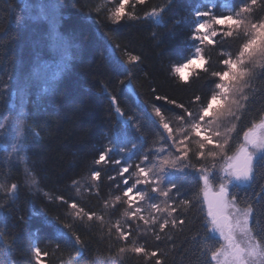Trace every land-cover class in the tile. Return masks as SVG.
Here are the masks:
<instances>
[{"label": "trees", "instance_id": "obj_1", "mask_svg": "<svg viewBox=\"0 0 264 264\" xmlns=\"http://www.w3.org/2000/svg\"><path fill=\"white\" fill-rule=\"evenodd\" d=\"M249 4L250 0H133L126 11L138 18L114 23L110 14L119 0H0V264H35V247L49 253L44 264H155L157 257L148 260L133 253L135 246L159 252L163 264H213L210 253L218 246L208 239L207 218L197 202L203 189L196 174L203 133L200 138L190 133L191 169L157 174L161 189L175 186L167 204L163 196H152L150 187L138 189L148 190L152 197L148 205L139 206L148 225L124 215L130 209L119 172L137 164L151 169L158 150L175 149L155 114L157 108L174 136L183 138L189 127L178 119L184 110L155 100L153 89L189 111L201 110L220 82L212 73L227 71L223 60H235L248 39L243 30L225 36L228 29L220 26V35L211 38L214 43L199 44L195 28L206 18L196 14L234 15ZM31 7L35 20L30 18ZM154 9L158 14L152 15ZM247 18L264 20V6L258 5ZM199 47V66L186 75L187 81L179 79L175 67L193 58ZM128 52L141 57L135 66L128 62ZM249 76L243 93L233 94L240 102L234 115L213 125V131L229 137V154L241 143L243 132L264 118V67L252 66ZM130 83L134 94L128 91ZM196 96L201 99L196 101ZM12 117L23 137L21 153L8 143L12 132L7 134L5 126L10 122L14 130ZM106 150L113 163L97 165ZM93 172L102 173L100 180L92 179ZM13 183L15 191L10 190ZM233 194L240 207H251L252 230L264 242V155L255 165L250 186L233 189ZM117 195L121 201L115 200ZM60 196L103 216V222L74 219L66 204L50 199ZM154 203L177 211L157 213L151 208ZM164 219L185 222H170L161 231ZM117 222L125 229L131 225L130 241L117 238ZM121 247L129 250L120 253Z\"/></svg>", "mask_w": 264, "mask_h": 264}, {"label": "snow or ice", "instance_id": "obj_2", "mask_svg": "<svg viewBox=\"0 0 264 264\" xmlns=\"http://www.w3.org/2000/svg\"><path fill=\"white\" fill-rule=\"evenodd\" d=\"M133 0H119V5L113 13H111L112 21L119 23L126 18L137 19L138 16L135 13H129L126 11L132 4ZM137 4H143L145 0H135ZM264 6L262 0H250L248 6L241 7L239 12L234 15H214L213 12H198L197 17H204L206 19L198 23L195 28L194 39L198 40L200 44L208 43L212 44L214 41L212 37L220 35L214 27V25L227 27L228 31L223 33L225 36L231 37L234 29L243 30L248 34V39L242 44L239 50V55L235 60L226 58L223 60V64L227 66V71L213 72L219 79V83L215 85L216 91L210 95L205 106L197 112L189 111L183 103L177 104L174 99H169L167 96L156 94V90L153 89V95L155 100L166 101L167 103L175 104L176 107L184 110V115L178 119L183 123H187L189 127L183 132L182 136H174L173 127L164 119V116L159 108L156 109L155 114L161 118L162 126L168 133V136L172 140V144L175 146L174 159L172 157H166L162 161V166L176 167L181 164H187L193 166L190 163V151L189 144L191 142L190 133H195L197 138L203 135V138L199 140L198 155L200 167L198 170L205 173L202 176V198L197 202L201 205L200 211L203 217H206L215 229L218 230V235L222 238V246L217 247L210 253V258L214 264H250V260H255L260 257H264V242L259 241L254 235H251V207L239 208L235 204V198L230 197L227 194L226 189L223 186L214 188L210 185L209 175L207 174L212 170L219 161H222L227 157L229 163L227 164L226 171H231L236 177H247L251 173V165L254 160V154L251 149L264 150V119H261L259 124L253 127H248L243 132V142L240 143L238 150L234 154H229V137L227 135H221L220 131H213L211 121L217 120L222 115L233 116L232 106L237 104V101L230 99V94L235 91L232 85L235 82H246L250 75V69L247 66L248 62H251L256 55L264 56V20L251 21L247 17L251 16L257 6ZM161 8L159 11H162ZM159 11L155 9L152 11V15L158 14ZM147 18V17H145ZM247 58V61H246ZM202 49L199 47L196 51V55L193 58L188 59L185 63L177 65L175 67V73L177 77L183 81L189 79L185 75V69H191L193 65L197 64L198 60H202ZM127 60L131 65H136L141 60V57L132 52L127 53ZM201 98L195 97L196 101ZM219 101V103H215ZM208 123V127H205V123ZM235 131V129H230ZM207 149V152L205 151ZM97 165H103L105 163H113L109 159V151L101 153L98 159L95 161ZM115 163H120L115 161ZM102 173L93 172L92 179L100 180ZM119 175L121 176L123 188V199L130 211H126L124 215L132 220L143 221L144 225L150 223L149 219L141 214L144 209L139 207V202L146 201V193L144 191H138L140 186L151 187L153 192H161L160 180L153 175V171L143 166V164L133 165L131 167L124 166L121 168ZM175 186L170 187L168 190L162 192L164 197V203L167 204L170 194ZM17 185L15 183L10 185V190L15 191ZM59 199L61 204H66L72 211V216L77 220L93 221L94 219L103 222V216H97L92 211H85L83 207H80L75 201L69 203L63 196L50 198ZM122 197L115 196L116 201H121ZM174 199H178L176 196ZM181 204H190V200H180ZM151 208L155 212L171 215L177 211L175 207L171 208L169 212L168 208H161V205L156 203L152 204ZM206 209V210H205ZM152 223H156L155 220H151ZM173 226L177 224L183 225V219H173L169 221L164 219L159 224L160 230L168 227L169 223ZM68 227L71 228V225ZM117 233V238L121 241L128 242L133 233L131 225L125 229L119 222L114 225ZM74 239L80 244H84L81 238L74 234ZM160 239L159 236L156 237ZM241 239L246 242L242 244ZM126 247L119 249L120 253L128 251ZM34 260L35 264H44L45 258L49 253L42 251L40 247H35ZM131 251L136 254L143 255L146 259L151 260L153 257H157L155 264H163V260L159 259L160 253L153 250L149 252L144 246H135L131 248Z\"/></svg>", "mask_w": 264, "mask_h": 264}, {"label": "rangeland", "instance_id": "obj_3", "mask_svg": "<svg viewBox=\"0 0 264 264\" xmlns=\"http://www.w3.org/2000/svg\"><path fill=\"white\" fill-rule=\"evenodd\" d=\"M31 13H32V16L30 18L35 20V18H33L35 16L33 14V13H35V10L32 7H31ZM217 30H220V26L216 27V31ZM235 30H240V29H235ZM199 44H200V42H199ZM246 61H247V58H246ZM199 64H200V60H198L197 64L193 65L191 69H185V75H189L190 73L194 72V70L196 69V66H199ZM248 64L251 66V67H249V69L252 68V66L253 67H255V66L264 67V56L256 55L251 62L247 63V65ZM250 77L251 76H249L248 78H250ZM248 78H247V81H248ZM247 81L245 83L237 81V82H235L234 85H232V87L236 90L230 94V99H234L237 101V104L232 106V111H235V108L237 107V105L240 104V102L237 100V98L236 99L234 98L233 94H234V92L243 93V91L246 87ZM228 117H229V115L225 114V115L220 116L219 119L211 121L212 130H214L213 129L214 124L217 125V123H219L221 125L222 124L221 122L225 121L226 120L225 118H228ZM9 124H10V122H9ZM9 124H8V126H5V130L7 131V134L12 132V134L9 135L8 143H9L10 147L14 149L15 153H19V152L21 153L23 137H21V134H19L17 132V129H16V125L18 126V120H15V118L12 119V125H13L14 130L10 128ZM205 127H208V123L205 125ZM205 134L206 133L204 132L203 135H205ZM242 142H243V138H242L241 143ZM239 146H240V144L235 148V150H234L235 152L238 150ZM174 151H175V149L173 151H169V152L165 149H160V150H158V152H156V163H154V165L151 167V170L153 171V175L154 176L156 175L155 177H157V174H161V175H164L165 173L172 174V173L176 172V168L178 170H180L181 167L191 169V167H188L187 164H181V165H178L176 167L162 166V161L166 157L170 156L173 159L175 158L174 157V153H175ZM251 151L254 154V160H253L252 165H251L250 176H247V177L242 176V177L238 178V177L234 176L230 170L226 171V167H227V164L229 163V161H228L227 157H225L224 160L220 161L217 165H215L213 167L212 170L210 169V172L207 173L209 175L210 185L214 188H219L220 186H223L226 189L228 196H230V197H234L233 189L235 191L236 189L249 187L253 181V178H254L255 165L258 163V161H260L261 157H263V155H264V150H261V149L253 148V149H251ZM234 153H232V154H234ZM20 156H21V154L19 155V157ZM196 174H198V176L201 180H202V176L205 175V173L200 172L199 170L196 171ZM150 189H151V187H150ZM168 189H166V190H168ZM146 191L147 192L144 191L146 193V201L139 202V206H142L143 204L148 205L150 202L149 200L152 199V197H151L152 193L162 196V192L164 190L161 189V192H153L151 190V195H148V190H146ZM152 196H154V195H152ZM235 204L237 207L242 208L239 206L236 198H235ZM206 222H207L208 236L210 235L211 239H215V240H212L210 242H212L213 246H218V247L222 246L223 241H222V238H220L218 235V230L215 229V227L212 225V223L208 219H206ZM250 226L252 229V211H251V225ZM251 235H254L253 230L251 232ZM240 242L242 244H244L246 241L244 239H241ZM212 263L214 264V262H212ZM250 264H264V257H260V258H257L255 260H250Z\"/></svg>", "mask_w": 264, "mask_h": 264}, {"label": "bare ground", "instance_id": "obj_4", "mask_svg": "<svg viewBox=\"0 0 264 264\" xmlns=\"http://www.w3.org/2000/svg\"><path fill=\"white\" fill-rule=\"evenodd\" d=\"M17 1L21 3L23 0H17ZM128 91H129V93L134 94V88H133V86H132L131 83L128 85ZM197 175H198V174H197ZM208 239H210V240H215V239H211V238H210V235H209ZM215 249H216V248H215Z\"/></svg>", "mask_w": 264, "mask_h": 264}, {"label": "clouds", "instance_id": "obj_5", "mask_svg": "<svg viewBox=\"0 0 264 264\" xmlns=\"http://www.w3.org/2000/svg\"><path fill=\"white\" fill-rule=\"evenodd\" d=\"M215 103H219V101H216Z\"/></svg>", "mask_w": 264, "mask_h": 264}]
</instances>
